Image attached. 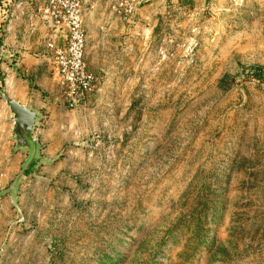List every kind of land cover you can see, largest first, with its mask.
Returning <instances> with one entry per match:
<instances>
[{"label":"rangeland","instance_id":"rangeland-1","mask_svg":"<svg viewBox=\"0 0 264 264\" xmlns=\"http://www.w3.org/2000/svg\"><path fill=\"white\" fill-rule=\"evenodd\" d=\"M122 1L86 0L94 84L76 107L48 0L9 6L0 264H264V0ZM7 97L43 112L31 148Z\"/></svg>","mask_w":264,"mask_h":264},{"label":"built area","instance_id":"built-area-1","mask_svg":"<svg viewBox=\"0 0 264 264\" xmlns=\"http://www.w3.org/2000/svg\"><path fill=\"white\" fill-rule=\"evenodd\" d=\"M127 2L123 0L116 11L131 16L135 8ZM85 3L86 0H48L43 11V19L50 27L46 48L54 53L53 70L71 107L83 101L93 91L94 84V77L87 72L86 65Z\"/></svg>","mask_w":264,"mask_h":264},{"label":"water","instance_id":"water-1","mask_svg":"<svg viewBox=\"0 0 264 264\" xmlns=\"http://www.w3.org/2000/svg\"><path fill=\"white\" fill-rule=\"evenodd\" d=\"M6 104L13 115V133L16 136L17 146L19 148H31L35 144L33 130L39 116L33 110L10 97L6 98Z\"/></svg>","mask_w":264,"mask_h":264},{"label":"crops","instance_id":"crops-1","mask_svg":"<svg viewBox=\"0 0 264 264\" xmlns=\"http://www.w3.org/2000/svg\"><path fill=\"white\" fill-rule=\"evenodd\" d=\"M14 12V11H13ZM14 14H16L18 16L19 12H14ZM10 30L9 33H8V40H7V43L9 44L10 42L13 41V37L14 35H16L17 31H13V26H10ZM22 34V33H21ZM29 44V43H28ZM33 45V44H32ZM31 45V46H32ZM24 46H27L26 44ZM30 46V45H29ZM30 46V47H31ZM19 102V101H18ZM21 105L27 107L28 109L30 110H33L34 112L37 113V115L39 116V118H37L36 120V124H35V127H34V130H33V134L35 132V130L37 129V127L41 124V122L45 119L44 118V115H43V112L42 110L39 108V107H33V106H30L29 104L27 103H22V102H19Z\"/></svg>","mask_w":264,"mask_h":264},{"label":"trees","instance_id":"trees-1","mask_svg":"<svg viewBox=\"0 0 264 264\" xmlns=\"http://www.w3.org/2000/svg\"><path fill=\"white\" fill-rule=\"evenodd\" d=\"M12 0H0V45L2 42L3 38V24H4V19L9 17V13L11 12L9 10V6L11 5ZM1 87V86H0Z\"/></svg>","mask_w":264,"mask_h":264}]
</instances>
